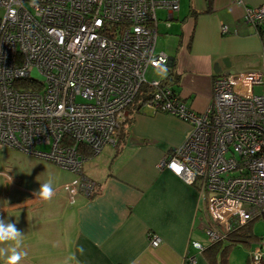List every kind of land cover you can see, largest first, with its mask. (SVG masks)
<instances>
[{
  "label": "built area",
  "instance_id": "built-area-1",
  "mask_svg": "<svg viewBox=\"0 0 264 264\" xmlns=\"http://www.w3.org/2000/svg\"><path fill=\"white\" fill-rule=\"evenodd\" d=\"M0 7V146L81 174L87 157L79 148L97 155L117 146L129 107L148 85L145 105L192 127L158 168L197 186L211 243L264 218V71L219 76L204 111L188 105L168 76L147 78L150 69H171L170 55L157 50V9H168L171 20L179 0H0ZM244 20L259 33L264 3L247 6ZM79 185L88 194L95 189L82 177L72 193ZM261 238L250 253L256 264L264 263ZM150 240L161 243L155 235ZM196 260L186 256L189 264Z\"/></svg>",
  "mask_w": 264,
  "mask_h": 264
},
{
  "label": "crops",
  "instance_id": "crops-1",
  "mask_svg": "<svg viewBox=\"0 0 264 264\" xmlns=\"http://www.w3.org/2000/svg\"><path fill=\"white\" fill-rule=\"evenodd\" d=\"M179 3L171 20L168 9H157V50L171 57L166 76L178 81L170 84L188 105L204 111L219 76L262 71L264 32L244 15L247 6L264 0H213L211 7L207 0ZM223 25L230 32L222 33ZM133 118L118 146L84 154L81 174L0 146V218L25 234L28 255L20 264H189L188 254L196 255L193 264H222L219 253L207 249L210 218L197 186L158 168L162 157L186 141L191 125L149 105L139 106ZM82 177L95 183L91 194L80 185L72 193ZM49 178L55 193L42 200L35 193ZM152 235L161 238L159 246L151 245ZM192 240L207 250L198 251Z\"/></svg>",
  "mask_w": 264,
  "mask_h": 264
},
{
  "label": "clouds",
  "instance_id": "clouds-1",
  "mask_svg": "<svg viewBox=\"0 0 264 264\" xmlns=\"http://www.w3.org/2000/svg\"><path fill=\"white\" fill-rule=\"evenodd\" d=\"M159 74L162 77L166 76V69H160ZM10 180L11 177H9ZM54 193L53 180L49 178L46 182L40 184V188L35 195L42 200H50ZM24 236L25 234L16 227L15 223L0 218V260H3L4 264H20L27 257L28 253L23 250ZM69 259L75 260V256L73 255Z\"/></svg>",
  "mask_w": 264,
  "mask_h": 264
},
{
  "label": "trees",
  "instance_id": "trees-1",
  "mask_svg": "<svg viewBox=\"0 0 264 264\" xmlns=\"http://www.w3.org/2000/svg\"><path fill=\"white\" fill-rule=\"evenodd\" d=\"M208 1V6L211 7L212 5V1L213 0H207ZM209 12V11H207ZM194 14H197L195 10H193ZM264 27H260L259 28V33L261 35H263L264 32ZM171 80H175L178 81V79L176 77L173 76H168L167 79V83L169 84ZM152 89L148 86V85H144L140 94L137 96V98L135 99V101L131 104V106L129 107V115H128V120L126 125L122 128L121 133H120V140L118 145L120 144V142L123 140H125V138L128 136V130L129 127L131 126V124L133 123V114L134 112L138 111V107L145 105L146 102L150 99V94H151ZM117 145V146H118ZM79 150L81 152H83L84 154H90L92 155V152L89 151V149L85 148L84 146H81L79 148ZM97 192V191H96ZM95 192V193H96ZM92 192H89V194H91ZM252 222L247 223L246 225H244L243 227L237 229L236 231L232 232L228 238L227 241L225 242H213L209 248H207L208 250L214 251V252H218L219 254H221L220 259L222 264H228V259H227V253L229 251V248H231V246L236 243V242H247V243H251V239L254 237V233L252 230ZM226 243V244H225ZM205 249V251L207 250Z\"/></svg>",
  "mask_w": 264,
  "mask_h": 264
},
{
  "label": "rangeland",
  "instance_id": "rangeland-1",
  "mask_svg": "<svg viewBox=\"0 0 264 264\" xmlns=\"http://www.w3.org/2000/svg\"><path fill=\"white\" fill-rule=\"evenodd\" d=\"M181 3L185 0H179ZM4 9L0 7V16L3 15ZM264 27V26H263ZM264 29V28H263ZM162 31V27H161ZM158 47L160 48V40L158 43ZM262 64L264 63V59H262ZM262 71H264V65L262 67ZM160 70L150 69L147 73L148 79L153 78H161L162 76L159 74ZM37 78L42 79L41 75L38 72H34ZM165 77V76H164ZM262 89L260 87L256 88L257 93H261ZM42 149H50L48 146H41ZM252 230L254 233V237L251 239V243L247 242H236L234 243L227 253L228 264H256L252 262L250 259V253L257 245L259 239L264 236V218H259L252 222ZM226 244V243H225ZM221 256V254H219ZM264 264V263H262Z\"/></svg>",
  "mask_w": 264,
  "mask_h": 264
}]
</instances>
